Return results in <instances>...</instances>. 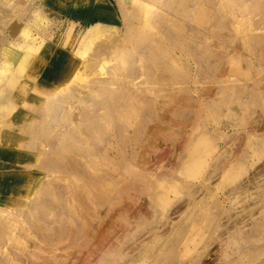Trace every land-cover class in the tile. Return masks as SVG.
Returning <instances> with one entry per match:
<instances>
[{
  "label": "rangeland",
  "instance_id": "obj_1",
  "mask_svg": "<svg viewBox=\"0 0 264 264\" xmlns=\"http://www.w3.org/2000/svg\"><path fill=\"white\" fill-rule=\"evenodd\" d=\"M109 1L117 10L119 23L108 25L90 41L76 38L74 47L81 49V65L89 63L87 58L92 59L102 42L110 43L117 36L107 53L97 59L101 77L117 71L135 95L134 88L149 96L156 90L177 95V123L181 124V119L186 123L181 132L167 131L165 143L162 139L150 143L156 149L152 152L141 144L143 134L135 128L141 122L154 127L150 103L146 108L135 104V99H125L112 110L111 131L99 135L100 143L101 138L111 141L109 161L103 158L108 146L92 144L89 152L96 158V172L113 173L114 195L125 192L121 197L130 207L129 224L123 232L119 227L114 230L121 231V246L103 258H91L90 264H264V0ZM32 3L34 10L47 15L56 32L65 18L57 17L41 0ZM76 11L82 13L80 8ZM93 20L86 23L83 18L78 28H72L77 34L89 30L99 24L94 15ZM7 25L0 23V34L9 32ZM33 25L44 29L42 23ZM156 67L161 71H154ZM204 87L208 94L201 98ZM51 98L47 97V115H43L49 123V113L55 107ZM37 102L30 111L34 124L29 125L26 145L21 148L33 160L41 150L37 144L27 145L39 134L33 132L35 119L42 118L35 111ZM83 105L73 108L71 114L78 115L91 107V102ZM123 120L130 136L116 129ZM66 121L60 114L51 123L52 148L66 147L69 153L77 146L81 152L87 151L86 157L89 147L85 143L76 142L75 146L71 138L61 135L71 125ZM140 147L144 148L142 154L160 153L147 170L128 160ZM172 147L175 153L171 158ZM7 153L11 156L4 165L14 170L20 149L15 146ZM52 157L50 152L48 158ZM63 173L61 166L47 169L57 192H63L59 188L65 185ZM129 198L139 199L140 213L132 208ZM51 202L41 213L47 221L55 219L54 223L60 224L65 217L64 203ZM116 217L114 214L113 219Z\"/></svg>",
  "mask_w": 264,
  "mask_h": 264
},
{
  "label": "bare ground",
  "instance_id": "obj_2",
  "mask_svg": "<svg viewBox=\"0 0 264 264\" xmlns=\"http://www.w3.org/2000/svg\"><path fill=\"white\" fill-rule=\"evenodd\" d=\"M41 1L49 5L57 17L65 18L56 32L52 31L47 15L39 9H33L32 0H0V23L9 24V32L0 34V264H90L91 258H103L121 246L122 237L118 234L121 231L114 233V230L119 227L123 232L129 224L130 207L126 205L127 199L121 197L125 192H119L118 197L114 195L111 185L113 173L96 172V158L90 154L93 151L92 144L103 145L104 148L108 146L103 156L108 160L111 141L101 138L100 143L99 135L111 131L114 118L112 110H117L125 99L130 102L135 99V104H145L146 108L149 105L147 102L150 103L148 110L151 111L150 119L154 127H148V122H141L135 128L139 127L140 134H143L141 144L145 143L146 150L152 152L156 149L150 143L160 139L165 143L167 131L178 129L181 132L186 122L178 119L182 122L177 123V95H163L161 90H156L149 96L141 88H134L135 95L125 86V80L117 71L106 76L104 73L101 77L97 59L107 53L113 44V36L111 41L108 39L109 44L102 40L104 45L97 42L100 48L97 44L95 46L99 50L96 49L92 59L87 58L89 63L85 65L84 61V66L81 65V49L74 47L76 38L90 41L98 37L108 25L119 23L117 10L109 0ZM79 8L81 14L76 11ZM90 11L97 17L99 24L77 34L75 29L83 18L86 23L95 22L93 16L87 15ZM21 21L24 23L20 24ZM35 22L44 24V29L33 25ZM35 27L38 28L36 32L33 30ZM70 31L75 32L72 40L64 36V32ZM61 62L64 64L58 69L57 65ZM145 66L144 71L147 70ZM154 71L161 69L156 67ZM127 74L131 76L132 73L128 71ZM159 78L160 75H157ZM77 81L80 83H75ZM204 88L201 98L208 94L207 87ZM48 96L55 103L49 113L50 123L43 119V115H47ZM186 101L191 103L189 99ZM34 102L41 108L36 105L35 111L42 115V118L35 119L38 127L34 125L33 128V132L39 134H35L34 139L27 143L41 147L35 160L27 152H21L27 142L29 125L34 124L30 114ZM88 102H91V107L79 113L80 116L71 114L73 108L79 109V105L83 108V104ZM65 105H68V110ZM101 108L105 112H99ZM60 114H64L66 123H71L61 135L71 138L74 145L76 142L85 143L90 151L86 157L84 154L87 151L81 152L76 145L78 151L73 149L69 153L65 152L66 147L61 148L58 143L57 151L52 148L54 141L52 144L49 141L50 126ZM144 121H148L147 118ZM116 127L124 136H130L131 132L124 120ZM15 146L20 149V153L14 158L17 159L16 169L10 170L4 165V160H10L11 155L6 152L12 151ZM143 149L140 147L128 160L132 166L147 170L152 162L159 160L160 153L142 154ZM50 152L52 159L48 158ZM56 152H59V156ZM169 153L172 158L175 153L173 147ZM59 166L66 174L65 185H59L63 192H57V186L54 184L53 187L52 180L47 176V169H58ZM54 199L64 203L65 217L60 224L54 223L58 221L55 219L47 221L41 213L47 210ZM129 199L132 208L140 213L139 199ZM15 205H19V208ZM114 214H117L115 219Z\"/></svg>",
  "mask_w": 264,
  "mask_h": 264
},
{
  "label": "crops",
  "instance_id": "obj_3",
  "mask_svg": "<svg viewBox=\"0 0 264 264\" xmlns=\"http://www.w3.org/2000/svg\"><path fill=\"white\" fill-rule=\"evenodd\" d=\"M87 13H90V14H87L89 16H93L92 15V11L90 12H87ZM95 16V15H94ZM64 36H67V37H70L71 40L75 37V32L74 31H70V32H64Z\"/></svg>",
  "mask_w": 264,
  "mask_h": 264
}]
</instances>
